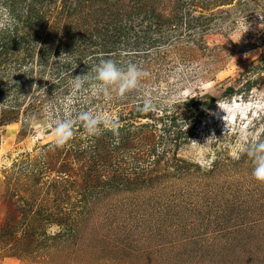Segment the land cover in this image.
Instances as JSON below:
<instances>
[{"label": "rangeland", "instance_id": "1", "mask_svg": "<svg viewBox=\"0 0 264 264\" xmlns=\"http://www.w3.org/2000/svg\"><path fill=\"white\" fill-rule=\"evenodd\" d=\"M37 4L42 26L25 24L14 33L20 44L29 41L28 50L37 52L50 32L75 31L76 22L77 37L109 32L112 12L159 38V47L120 62L138 63L148 73L139 97L131 91L106 98L89 80L55 100L41 85L55 77L36 57L22 60L28 50L17 47L0 61V264H264V183L252 176L249 156L234 159L245 141L264 139V0ZM8 84L15 87L8 91ZM19 84L25 93L17 91ZM10 92L20 96L5 104ZM209 95L214 99L185 112L186 104ZM148 97L151 110L180 113L178 124L191 128L184 138L175 136L176 127L160 130L159 121H134L132 130L147 125L145 150L136 156L152 182L121 184L138 170L117 169L128 154L109 157L108 147L102 151L106 167H95L94 155L81 151H89V137L78 122L73 138L55 146V119L75 120L88 103L86 111L121 123L120 114Z\"/></svg>", "mask_w": 264, "mask_h": 264}, {"label": "trees", "instance_id": "2", "mask_svg": "<svg viewBox=\"0 0 264 264\" xmlns=\"http://www.w3.org/2000/svg\"><path fill=\"white\" fill-rule=\"evenodd\" d=\"M39 1L41 0H0V6L8 8L15 18V23L9 28V30L0 32V61H3V63L7 59H10L7 56H10V54L12 52H15V50H18L16 49L17 47L26 50L31 48V46H29V41H27V43H25V41L20 44L21 40H16V35L14 33L18 31V27H23L25 24H28L29 26L35 25L37 27L42 26L45 15L44 12H42V10L37 7V3ZM25 9H27V12H25ZM107 10L109 11L111 10V8H108ZM112 13L110 15V19L116 21H114L115 23L113 24L109 32L106 31V33H102V35L98 36L99 33L90 31L91 34H88L84 38L79 36L77 37L76 30L81 28L77 24L78 22H76L72 26V29H76L75 31H67L66 33H59L58 35L54 31L52 33L50 32L45 38L46 40L44 45H41L37 52L33 49L28 50L29 52H27V55H24L22 60L28 63H32L33 59L36 57V65H38L39 67L48 66L50 73H52L55 77L50 83L44 85L41 84L42 89H45L43 93H46V95H53L54 99L57 100L59 99V97H61V95L64 94L66 96L70 93V90L72 88L71 82L74 76L78 74V72L81 73L80 75H86L90 77L93 75L95 66L98 65L102 59L111 58L120 64V62L124 61V56L129 58L128 55L130 53L136 54L137 52H143L145 53L144 56H148L150 53V50L148 49L155 47V45H158L157 42L159 41V38H152L151 36H147L148 31L145 29H135V27L137 26L133 21L120 22L119 19L117 21V18L119 17L118 14L116 13L115 15H113ZM199 19L200 17L195 18L196 21H198ZM95 30L97 31V29ZM15 43H17V45H15ZM118 43L120 46L117 47L116 45ZM136 65H138V63H136ZM236 81L237 80L225 87L224 90L226 91V94H230L232 91H234V88L238 83ZM95 82L97 83V87L98 85L101 86L97 81ZM14 87V85L10 86V84L5 86L8 91L10 88L12 89ZM19 87L20 84L18 86V92H26L23 90L20 91ZM3 91V88L0 87V94H3ZM18 92L8 93V95L6 96H9V99L5 102V104L9 103V101L13 102L15 99H18L16 97L20 96ZM141 92H143L142 83L138 91H132V95L139 97ZM127 94L129 95V93ZM117 96L118 95H115L114 99H116ZM207 99L213 100L214 98L209 95L204 100H201L200 98L199 100L194 99L191 102V108L188 106V104H186V107L184 108L185 112L191 111V109H199L200 105L203 106L207 102ZM78 104L79 103H74L73 106H80ZM85 105V111L89 110L88 103H86ZM8 106L12 107L11 105ZM131 106L132 107L129 108L126 114H120V116L118 117L119 121L121 122L116 123L118 125L119 131L118 136L113 135L111 131H105L98 137H89L87 138V142L89 140V146L87 148L89 151L87 152L84 148L83 150H81L84 154L88 153L94 155L90 157H92L93 159L96 158L95 161H97V163L94 164L95 167H106L107 164L104 163L105 157L103 156L104 154H102V151L107 147L108 149H110V152L106 149L108 151V154L106 155H109V157V153H119L122 159V157L128 154L127 158L129 162H124L125 164L122 166L119 163L117 169H119L120 171L126 170L127 168H129V170H138V173L134 176V178L129 177V175H126V178L122 177L121 184H123V182H126V186H128L129 188L132 187L130 182H136L133 186L138 185V179L144 184L147 182H152V180L155 179L151 174H149L148 176H144V169L139 164V158H137L136 156L138 152L144 149L145 143L149 137L145 132V128L147 127V125L146 123H142V125L137 129L132 130L134 121L141 122L142 119L159 121L161 122L160 130H163L167 133L171 131L172 127H176L177 131L175 136L177 137L185 138L189 136L191 130L190 127H181V124H178L180 122L176 121L177 116H184L180 113L175 117V114H173V112L168 115L166 109H164L165 113L158 114L157 110L143 111V104H132ZM25 109L28 110L29 108L27 106H24V110ZM153 112H155V116L152 117L151 115ZM199 114H203L202 110L199 111ZM76 126L80 127L81 124L78 122ZM150 126L152 130L157 129L155 124H150ZM100 142L102 143V145H100L101 147L99 146ZM108 144L110 145V147ZM126 148L128 149L125 151V154H123ZM125 166H127V168ZM91 171L92 170L90 168L89 172L85 174V177L87 179H90L92 177ZM155 177L158 178V175Z\"/></svg>", "mask_w": 264, "mask_h": 264}, {"label": "clouds", "instance_id": "3", "mask_svg": "<svg viewBox=\"0 0 264 264\" xmlns=\"http://www.w3.org/2000/svg\"><path fill=\"white\" fill-rule=\"evenodd\" d=\"M25 12H27V9H25ZM14 23L15 18L11 11L6 7L0 6V32L9 30ZM147 75L146 71L134 63L122 66L117 61L108 58L102 59L95 66L92 76L77 75L74 76L71 83L75 90H80L89 80H95L101 85V91L105 97L110 99L112 93L123 97L126 93L138 91L141 87L142 79ZM153 107L154 104L151 97L144 99L143 111H149ZM77 122L81 124L90 138L98 137L105 131H111L115 136L119 135L118 125L113 119L101 114H94L91 111H81L77 114L75 120L67 117L53 121L55 146L63 147L73 138L74 125ZM243 154L249 156L254 164L252 171L254 179L264 183V139L257 135L251 140L245 141L237 150L234 159H239Z\"/></svg>", "mask_w": 264, "mask_h": 264}]
</instances>
